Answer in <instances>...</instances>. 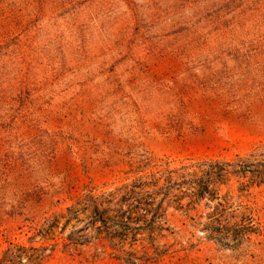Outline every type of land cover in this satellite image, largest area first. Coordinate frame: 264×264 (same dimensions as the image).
Instances as JSON below:
<instances>
[{
  "label": "rangeland",
  "instance_id": "obj_1",
  "mask_svg": "<svg viewBox=\"0 0 264 264\" xmlns=\"http://www.w3.org/2000/svg\"><path fill=\"white\" fill-rule=\"evenodd\" d=\"M0 264H264V0H0Z\"/></svg>",
  "mask_w": 264,
  "mask_h": 264
}]
</instances>
